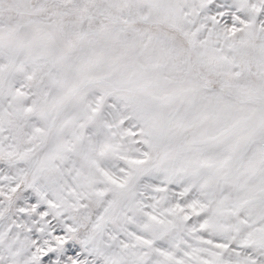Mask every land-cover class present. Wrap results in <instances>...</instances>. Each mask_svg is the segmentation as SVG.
I'll return each mask as SVG.
<instances>
[{"label": "snow or ice", "instance_id": "1", "mask_svg": "<svg viewBox=\"0 0 264 264\" xmlns=\"http://www.w3.org/2000/svg\"><path fill=\"white\" fill-rule=\"evenodd\" d=\"M90 261L264 264V0H0V264Z\"/></svg>", "mask_w": 264, "mask_h": 264}, {"label": "rangeland", "instance_id": "2", "mask_svg": "<svg viewBox=\"0 0 264 264\" xmlns=\"http://www.w3.org/2000/svg\"><path fill=\"white\" fill-rule=\"evenodd\" d=\"M38 235V234H37ZM35 238V237H34ZM77 247L78 248H82V245H79V243H77ZM85 255H87V253H85ZM90 264H91V261H90ZM97 264H99V261H97Z\"/></svg>", "mask_w": 264, "mask_h": 264}]
</instances>
